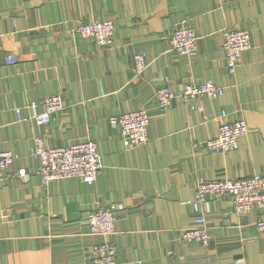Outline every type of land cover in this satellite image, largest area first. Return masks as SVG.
Segmentation results:
<instances>
[{
  "label": "crops",
  "instance_id": "obj_1",
  "mask_svg": "<svg viewBox=\"0 0 264 264\" xmlns=\"http://www.w3.org/2000/svg\"><path fill=\"white\" fill-rule=\"evenodd\" d=\"M107 17L115 23L111 46L72 33L76 20ZM180 23L197 37L188 54L170 48L168 35ZM225 27H245L251 36L233 73L222 48ZM142 52L148 65L134 76L133 54ZM210 80L224 90L199 98L201 110L178 96L157 106L160 85L178 93ZM58 93L62 109L37 125L41 105L30 102ZM143 107L148 141L127 149L118 118ZM222 111L246 120L248 132L217 153L202 141L215 134ZM36 135L50 146L94 139L102 158L95 181L42 183L29 155ZM2 150L15 158L0 179V264H92L102 238L89 233L86 217L115 202L124 204L115 257L127 264H264V231L256 228L263 210L237 215L228 194L201 204L207 246L180 239L191 225L198 179L264 174V0H0Z\"/></svg>",
  "mask_w": 264,
  "mask_h": 264
},
{
  "label": "built area",
  "instance_id": "obj_2",
  "mask_svg": "<svg viewBox=\"0 0 264 264\" xmlns=\"http://www.w3.org/2000/svg\"><path fill=\"white\" fill-rule=\"evenodd\" d=\"M233 1V0H221ZM115 23L112 18L91 19L87 23L76 20L73 23L72 33L84 40H92L102 47L111 46L114 42ZM222 48L225 58L226 70L233 73L238 64L243 50L251 47V36L245 27H225L222 30ZM170 48L181 54L191 53L196 47V34L193 28L186 23H180L168 35ZM134 76L142 74L148 65L144 53H134ZM5 60L13 62L12 56L6 55ZM223 85L213 81L188 82L183 89L175 93L168 85H160L155 90L158 106L167 108L177 96L191 109H202L198 100L202 96H217L222 94ZM41 105V111L33 115L37 125H42L50 120L51 114L62 109L60 93L46 95L40 103L31 101L30 105ZM227 113L222 111L218 116L215 134L202 142L207 149L224 153L237 146L240 136L248 132V124L243 118L226 119ZM18 114V118H20ZM150 115L146 108L126 110L118 118L120 135L124 146L128 148L143 145L148 140ZM29 155L35 161V172L42 183H49L61 178L74 177L86 183H93L102 167V158L98 144L93 139L86 138L60 146H50L44 142V135L32 138ZM15 158L9 150L0 151V179L9 169ZM25 168L20 167L17 175H24ZM191 200L192 211L191 225L180 233L182 241H199L207 246L210 239L205 215L201 204L208 195H231L234 212L237 215L247 214L253 209L264 212V174L255 173L241 178H200L194 186ZM124 204L115 202L109 205H99L88 213L86 217L89 233L100 236L102 239L95 246V256L92 264H127L115 257L117 243L112 239L116 231L115 221L119 212L123 211ZM256 228L264 231V217L256 220Z\"/></svg>",
  "mask_w": 264,
  "mask_h": 264
},
{
  "label": "rangeland",
  "instance_id": "obj_3",
  "mask_svg": "<svg viewBox=\"0 0 264 264\" xmlns=\"http://www.w3.org/2000/svg\"><path fill=\"white\" fill-rule=\"evenodd\" d=\"M114 43V42H113ZM113 45V44H112ZM9 55V54H8ZM7 61V60H6ZM8 62V61H7ZM146 69V68H145ZM145 69H143V71L145 70ZM156 102H157V100H156ZM157 106H158V103H157ZM159 107V106H158ZM159 109H162V108H160L159 107ZM55 113V112H54ZM224 194H226V193H224ZM235 211V210H234ZM182 240V239H181Z\"/></svg>",
  "mask_w": 264,
  "mask_h": 264
}]
</instances>
